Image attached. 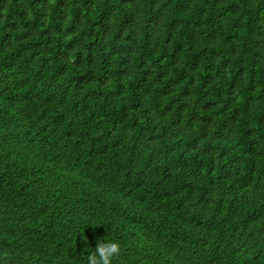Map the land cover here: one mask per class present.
Listing matches in <instances>:
<instances>
[{
    "label": "trees",
    "instance_id": "obj_1",
    "mask_svg": "<svg viewBox=\"0 0 264 264\" xmlns=\"http://www.w3.org/2000/svg\"><path fill=\"white\" fill-rule=\"evenodd\" d=\"M264 264V0H0V264Z\"/></svg>",
    "mask_w": 264,
    "mask_h": 264
},
{
    "label": "clouds",
    "instance_id": "obj_2",
    "mask_svg": "<svg viewBox=\"0 0 264 264\" xmlns=\"http://www.w3.org/2000/svg\"><path fill=\"white\" fill-rule=\"evenodd\" d=\"M121 245L118 241L110 238H102L97 241L95 250L87 255V264H113L120 255Z\"/></svg>",
    "mask_w": 264,
    "mask_h": 264
}]
</instances>
